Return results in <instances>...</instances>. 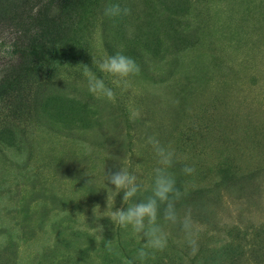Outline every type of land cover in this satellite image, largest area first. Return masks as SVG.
Wrapping results in <instances>:
<instances>
[{
	"label": "rangeland",
	"instance_id": "374dc122",
	"mask_svg": "<svg viewBox=\"0 0 264 264\" xmlns=\"http://www.w3.org/2000/svg\"><path fill=\"white\" fill-rule=\"evenodd\" d=\"M117 52L140 67L127 87L96 66ZM148 137L175 153L197 247L161 205L167 247L143 264H264V0H0V264H141L142 238L103 215L105 176L127 168L130 203L151 195Z\"/></svg>",
	"mask_w": 264,
	"mask_h": 264
},
{
	"label": "clouds",
	"instance_id": "9594fccd",
	"mask_svg": "<svg viewBox=\"0 0 264 264\" xmlns=\"http://www.w3.org/2000/svg\"><path fill=\"white\" fill-rule=\"evenodd\" d=\"M121 14L130 15L131 9L128 7L122 9L119 4L109 5L104 9V15L107 17H117ZM96 66L101 73L115 78L114 83L116 85L123 87L128 86L130 77L140 73L137 62L121 52L103 57L96 62ZM83 76L87 79V89L92 95L98 99L115 100L116 93L113 88L109 87L105 80L98 77L87 65H84ZM139 115L138 111H134L131 118H138ZM147 143L151 145L158 164L153 169L151 195L139 202L130 203L141 192L142 186L138 183L135 174L130 173L127 168L120 167L119 171L105 176V179H108L109 183L115 186V191L108 189L107 211L103 213L104 216L110 218L115 226L123 229L130 228L133 234L142 238L144 242L137 253V259L141 261V264L149 257L150 251L153 253L163 251L167 247V235L161 224L158 223L161 205H164L163 220L170 224L180 223L193 252L196 251L197 247L196 240L192 238L193 222L190 215L181 219L175 207L176 202L182 196L176 187L174 176L168 171L172 166L175 153L170 148L163 146L155 137H148ZM182 171L185 174H191L195 169L185 166ZM121 192L123 193V203L127 205V208L126 210L123 208L113 210L115 197ZM97 208L99 209L98 205L93 209L94 214H96ZM103 230L102 225L93 228L97 234L102 233ZM98 236L102 238L101 235ZM127 264H133V262L128 261Z\"/></svg>",
	"mask_w": 264,
	"mask_h": 264
}]
</instances>
